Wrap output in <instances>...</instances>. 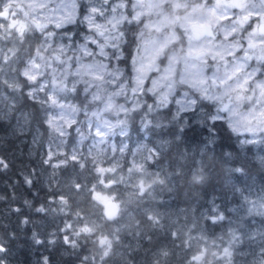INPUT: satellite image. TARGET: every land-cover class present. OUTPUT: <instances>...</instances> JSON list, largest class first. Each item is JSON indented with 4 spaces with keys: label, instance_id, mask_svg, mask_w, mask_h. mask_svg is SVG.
Listing matches in <instances>:
<instances>
[{
    "label": "snow or ice",
    "instance_id": "snow-or-ice-1",
    "mask_svg": "<svg viewBox=\"0 0 264 264\" xmlns=\"http://www.w3.org/2000/svg\"><path fill=\"white\" fill-rule=\"evenodd\" d=\"M80 27L84 31L77 30ZM24 100L39 105L44 123L59 137L76 125L78 144L93 141L87 152L76 146L55 164L52 157L60 154L50 152L43 161L53 168L50 186H58V171L70 170L72 195L50 197L35 206L24 201L35 214L71 217L46 243L62 239L75 255L87 250L80 264L116 259L120 264H167V247L144 248L152 243L151 233L166 228L165 215L149 207V201L158 187L185 174L186 167L192 186L205 185L218 161L202 155L190 166L181 156V166L161 175L163 168L149 170L160 163L161 142L131 150L133 159L125 172L119 160L101 166L107 156L99 145L117 134L127 139L137 117L145 136L163 135L169 126L182 132L189 114L208 127L212 140L216 122L223 121L231 132L245 134L241 147L264 143V0H85L83 9L79 0H0V111L15 113ZM78 115L84 120H77ZM30 116L20 112L25 123ZM110 147L121 157L129 150L124 141L118 149ZM141 150L146 155L137 160ZM260 162L264 164V157ZM7 167L0 158V170ZM85 171L88 176L77 182ZM21 176L31 187L35 170ZM89 178L94 180L91 186ZM79 197L88 199L96 211L85 212ZM244 199L251 205L248 215H264V196ZM11 211L20 213L21 208ZM206 220L212 225L226 221L227 240L211 239L195 222L185 223L186 231L168 234L193 253L185 264H232L247 234L240 225L232 227L233 220L214 202ZM20 223L32 221L24 217ZM194 231L199 234L192 235ZM256 235L264 240V233ZM37 236L33 232L36 244L45 243ZM7 252L0 238V254ZM255 257L253 264H264V247ZM0 264H5L3 255ZM38 264H49V258L44 256Z\"/></svg>",
    "mask_w": 264,
    "mask_h": 264
},
{
    "label": "trees",
    "instance_id": "trees-1",
    "mask_svg": "<svg viewBox=\"0 0 264 264\" xmlns=\"http://www.w3.org/2000/svg\"><path fill=\"white\" fill-rule=\"evenodd\" d=\"M77 30L83 31V28ZM72 102L79 103L78 100ZM170 108L173 110V105H170ZM21 111L31 114L27 123L20 118ZM165 113L167 114V110ZM79 117L84 118L83 115ZM189 117V122L182 132L177 127L169 126L170 130L165 129L163 135L149 133L145 136L139 129V117L129 128L127 138L129 150H126L127 154L121 164L125 172L133 159L131 150L142 145L153 148L161 142H164V148L160 163L157 167L149 169L155 172L163 168L164 172L161 175L174 172L181 166L178 164L181 156L187 158L190 166L192 161L200 159L202 155L205 159L214 156L218 161L209 182L203 186H192L189 183L191 171L190 167H186L185 174L173 176L163 188H157L154 199H150L148 206L165 215L166 228L151 233L152 243H145L144 248L156 250L167 247L171 252L167 264H185L187 257L193 253L184 251L180 247L182 241L173 240L168 233L177 229L186 231L185 223L190 226L193 222L198 228H205L210 238L223 236L227 240L230 225L226 221L212 225L206 220V216L212 214L214 202L227 217L233 220L232 227L240 225L247 234L243 242L237 246L232 264H253L255 254L264 247V240L256 235L264 233V215L256 212L252 215L245 213L244 206L248 203H244L242 194L248 191L249 194L264 195V164L260 162L264 157V143L241 147L239 141L245 138V134L238 136L231 132L223 121L216 122L215 139L212 140L208 127L196 122L195 117ZM83 130L87 134V131ZM48 133V126L44 123V113L39 105L24 100L15 113L5 114L0 111V158L8 164L7 169L0 170V197L3 198L0 199V238L6 242L8 248L7 253L0 255H3L5 264H38L44 256L49 258V264H80L79 257L87 254V250H84L79 255H75L63 244L62 239L55 245L46 243L52 238L49 234L63 227L64 220L71 217L38 215L24 206L25 200L32 201L35 206L47 203L50 197L72 195L68 187L72 179L70 170L58 171V186H50L49 176L53 173V168L43 162L46 153L52 151L45 147ZM70 148L71 146L68 148L69 151ZM144 155L146 152L141 150L137 152L136 159L141 160ZM62 156L63 154L57 156L56 160ZM234 168H243V171H230ZM32 170H35V179L33 185L29 187L24 184L21 173H29ZM84 176H88L87 171L81 173V179L77 182H82ZM88 183L91 186L94 180L89 178ZM79 199L80 207L85 212L96 211L88 199L83 197ZM16 207L21 208L20 213L11 211ZM24 217H29L32 223L22 225L20 221ZM174 221L178 223L173 224ZM33 232H36L37 238L45 243L36 244ZM195 232L199 234L198 231L193 233ZM249 235H254L255 239H249ZM194 246L198 247L195 244ZM142 254L141 252V255L137 256L138 260L141 259ZM109 264H120V262L116 259L109 261Z\"/></svg>",
    "mask_w": 264,
    "mask_h": 264
},
{
    "label": "rangeland",
    "instance_id": "rangeland-1",
    "mask_svg": "<svg viewBox=\"0 0 264 264\" xmlns=\"http://www.w3.org/2000/svg\"><path fill=\"white\" fill-rule=\"evenodd\" d=\"M79 2H80L81 9H83L84 4H85V0H79ZM68 27L72 28V26H68ZM83 31H84V29H83ZM151 102L152 101L149 100V103H151ZM73 103H76V102H73ZM174 110H175V106L173 105V111ZM189 116H191V114H189ZM75 118L77 120H84V118L79 117V115ZM76 127H77L76 125H73L72 127L68 128V135H66L65 137H62V138L59 137L58 133L52 131V129H50L48 127L49 133L47 135V142H46L45 147L52 149V151H50L51 153L60 154V155L65 154L67 151L70 152L72 150V148L76 147V146H79L81 148V150H84L85 152H87V149L93 144V141L91 138H89V139L85 140L82 144H78L79 135L75 131ZM82 128H83V126H82ZM83 129H85V131H87L86 128H83ZM71 134L73 135L72 137H71ZM70 139L72 141H70ZM121 141H124V143H127V139H125L124 137H121L117 134L116 136L111 137L106 144L99 145V149L103 150L107 156L106 162L101 166L108 167V166H110V163L113 162L114 160H119L120 163L123 164L127 152H125L123 157H121L120 153L118 151L113 153L111 150V147H110L112 144H115V146L118 149L121 146ZM69 146H71L70 151L68 149ZM49 153H46V159L48 158ZM56 159H57V155H53L51 162L53 164L56 163L57 162ZM125 195H127V193H125ZM260 196H264V195L258 194L254 200H257ZM244 207H245L244 211H245V213H247V209L250 208L251 205L248 204V205H245ZM192 235L195 236L198 234H197V232H195V233H192ZM211 239H213V238H211ZM193 243L195 244V242H193Z\"/></svg>",
    "mask_w": 264,
    "mask_h": 264
}]
</instances>
